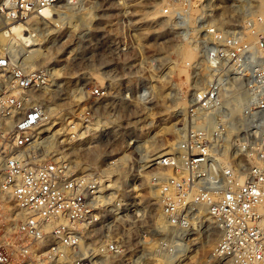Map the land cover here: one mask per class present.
Masks as SVG:
<instances>
[{
	"label": "built area",
	"instance_id": "1",
	"mask_svg": "<svg viewBox=\"0 0 264 264\" xmlns=\"http://www.w3.org/2000/svg\"><path fill=\"white\" fill-rule=\"evenodd\" d=\"M82 3L0 0V30L4 21L32 16L34 22L40 16L47 24L64 21L72 13L67 6L78 9ZM49 7L51 17H45ZM40 24L46 25L35 23L34 38L44 45ZM240 46L237 77L246 96L235 137L229 131L233 123L224 119L230 118L231 106L200 96L203 104L194 109L195 139L187 135L179 141L187 151L184 161L170 153L155 164L175 169L160 183L163 208L174 225L187 222L204 204L220 232L217 257L225 264H264V36ZM21 61L12 60L0 42V191L13 198L17 214L0 236V264H118L126 253L118 231L136 204L107 178L112 174L107 167L118 156L110 152L96 166L77 162L71 150L79 143L111 141L112 128L99 127L102 90H83L81 103L61 115L47 113L35 94L51 82V74L47 69L27 71ZM52 139L57 146L47 149ZM226 154L231 161L222 165ZM238 174L243 175L240 183Z\"/></svg>",
	"mask_w": 264,
	"mask_h": 264
},
{
	"label": "rangeland",
	"instance_id": "2",
	"mask_svg": "<svg viewBox=\"0 0 264 264\" xmlns=\"http://www.w3.org/2000/svg\"><path fill=\"white\" fill-rule=\"evenodd\" d=\"M82 2L78 9L67 6L72 10L70 20L66 17L64 21H53L44 25L47 28L40 24L38 35L44 45H39L36 52L27 51L32 47L22 50L19 47L21 43L27 44L31 32L34 36V17L27 21H4L0 35L9 30L3 40L16 41V59L24 60L22 64L27 71L50 72L51 88L60 90L58 97L61 93L78 94L71 106L56 105L51 113L61 115L81 103L83 90L88 93L95 88L102 90L97 102L99 127L117 130L109 134L111 141L104 144L100 161L91 162L96 166L103 164L104 155L110 152L118 156L108 167V174L112 173L110 180L115 186L119 182V192L126 191L125 197H134L137 203L118 231L126 251L118 258V264H184L196 251H200L198 264H225L215 253L220 232L213 219L208 218V212L198 204L194 213L186 217L187 222L174 225L163 208L160 183L175 174V169L155 164L157 159L146 160L171 149L175 142L178 146L174 145L171 151L177 149L174 154L180 162L184 161L187 151L183 149V154L179 141L187 135L195 139L198 127L194 125V109L203 104L200 96L209 98L213 104L235 106L237 110L232 113L236 115L224 119L234 125L230 137L240 130L238 117L242 112H238L237 106L244 99L237 95L242 90L237 77L240 45L244 40L254 43L258 36H264V29L258 31L254 42L246 35L261 17L259 0ZM157 5L162 7L161 11L148 13L155 12ZM48 10L44 11L45 17L51 15ZM146 26L150 29L148 33L144 32ZM182 44H190L197 50L192 61L180 59L178 46ZM44 52H49V57H43ZM32 60L33 63H28ZM179 60L185 62L189 75L180 70ZM59 84L69 88L61 90ZM212 127H208L210 132L214 130ZM55 145L53 141L48 148ZM229 161L223 159L220 163L225 165ZM250 162L246 159V163ZM120 171L133 177L129 186L122 184ZM5 202L0 199V236L5 233V225L7 229L13 226L12 220L8 224L3 218ZM160 213L164 221L158 220Z\"/></svg>",
	"mask_w": 264,
	"mask_h": 264
},
{
	"label": "bare ground",
	"instance_id": "3",
	"mask_svg": "<svg viewBox=\"0 0 264 264\" xmlns=\"http://www.w3.org/2000/svg\"><path fill=\"white\" fill-rule=\"evenodd\" d=\"M259 2H260V7H261V10H260V13H261V17L255 22V24H254V22H253V24H254V29H251V31H247V33H246V35L248 36V40H253V38L256 36V34H258V31L259 30H262V29H264V0H259ZM73 7V6H72ZM47 9V8H46ZM45 9V10H46ZM51 7H49V10L51 11ZM44 10V11H45ZM48 10V11H49ZM162 10V7L160 6V5H157L156 6V8H155V12H148V13H157V12H159V11H161ZM78 11V10H77ZM51 13V12H50ZM147 13V12H146ZM145 13V14H146ZM148 16H150V14H148ZM32 17H34V16H32ZM47 17H51V15L49 14V15H47ZM52 19L54 20L55 19V17L53 16L52 17ZM257 19V18H256ZM67 20H70V19H68V17H67ZM55 21V20H54ZM166 21V20H165ZM165 21H163L164 23H165ZM31 22H33V21H31ZM40 22H42V23H46L47 24V21H46V19L45 18H43V16L41 17H38L36 20H35V22H34V25H35V23H36V25L37 24H39ZM60 22V21H59ZM68 22V21H67ZM72 22V21H71ZM167 22V21H166ZM69 23V22H68ZM30 24V23H29ZM165 25V24H164ZM163 25V26H164ZM74 26V25H73ZM31 27V26H30ZM29 27V28H30ZM9 31V30H8ZM8 31H6V32H4V33H2L1 35H0V42H1V44H3V46H5L4 48L5 49H7V50H9V52H10V56H11V59L12 60H15L18 56H17V51H16V41H8V39L7 40H3L4 39V37L5 38H7L6 36H5V34L8 32ZM19 32H17V36H19L20 35V33H21V30H18ZM150 31V29H149V27H147L146 26V29H145V31L144 32H146V33H148ZM162 32H163V30H162ZM263 33V32H262ZM261 34V33H260ZM31 36H28V38L26 39V41H25V43H27V44H24V45H22V43L19 45V47H20V49L22 50V47H26V46H28V47H32V49H29V50H27L28 52L30 51V52H32L33 50H34V52H36V50H38V47H39V45H42L40 42H38V38H34V36H33V33L31 32V34H30ZM16 40V39H15ZM255 41V39L252 41V42H254ZM17 45V46H18ZM19 47H17V48H19ZM179 47V50H178V54H180V59H182V60H185V61H190L192 58L194 59V57L197 55V50L195 49V48H193L190 44H182V45H180V46H178ZM18 51L20 52V50L18 49ZM49 55V52H44L43 53V57L45 56V58L46 57H49L48 56ZM192 59V60H193ZM22 60V59H21ZM37 60V59H36ZM182 60H179V61H182ZM191 60V61H192ZM24 61V60H23ZM23 61H21V64H22V62ZM34 62V60H32V61H30V62H28V63H33ZM183 62L184 61H182L180 64H179V68H180V70L181 71H183V72H185L187 75H189V73L187 72V67H185V66H187V65H185V62H184V64H183ZM26 63V62H25ZM189 63V62H188ZM191 63V62H190ZM23 65V64H22ZM189 65V64H188ZM191 66V65H190ZM189 66V67H190ZM23 67L24 68H26L24 65H23ZM97 76V78L98 79H102V76L101 75H96ZM213 79V78H212ZM212 82H213V80H212ZM68 84V83H67ZM51 82H49V84L47 85V86H45L42 90H40L39 92H37L36 94H35V98L36 99H38L44 106H45V108H46V112L48 113H51V112H53L54 110H56L55 108H54V106H56V105H59V106H65L66 104H67V106H68V103H69V105L70 104H72V102L73 101H75L76 99H78V94H74V93H71V94H67V95H64L63 93H61V94H59V97H58V92L57 91H60V90H56V89H52L51 88ZM59 85H61V84H59ZM58 85V86H59ZM57 87V86H56ZM58 88V87H57ZM69 88V85H67L66 87H63L62 85H61V90H63V89H68ZM162 88H161V90H160V93L162 92ZM68 92V91H67ZM69 93V92H68ZM63 94V95H62ZM234 95H236V94H234ZM237 95H238V97L239 98H245V92H243V91H240V93H237ZM236 95V96H237ZM241 96V97H240ZM233 97V95L231 94V97L230 98H232ZM31 100H34V92L32 93V95H31ZM244 99H242V101H243ZM236 102H238V99L236 100ZM221 103V102H220ZM234 104H236V103H233L232 105H234ZM238 104V103H237ZM239 104H241V103H239ZM71 106V105H70ZM231 106V105H230ZM239 106H241V105H239ZM231 108H232V110L230 111L231 113H229L230 115H232V116H235L236 114H234V113H232V111H234V110H237L236 109V107L235 106H231ZM237 108H238V112H239V107L237 106ZM58 113V112H57ZM186 126V125H185ZM172 128H174V127H172ZM175 129V128H174ZM230 129H231V127H230ZM230 129H229V131H230ZM115 130H117V127H115V128H112L111 129V131L112 132H115ZM175 131V130H174ZM54 141V139H52L51 141H49L48 143H46V147H47V149H49L48 147V145H50V143H52ZM106 143V140L105 141H101V142H97L96 144H93V145H91V144H87V143H79V144H76L77 146H73L72 147V151L73 152H75V154H76V156H77V158H76V161L77 162H83V160L84 161H100V156L102 155V148H103V146H104V144ZM178 143H173L172 144V146H171V149L172 148H175V146H178L177 145ZM175 145V146H174ZM171 149H167V150H163V152L161 151V152H157L156 154L157 155H155V157H153V158H151V159H147L146 161L148 162L149 160H155V159H157V162H158V160L160 159V158H162V157H164L165 155H168V154H170V153H174V151H176V150H173V151H171ZM224 157V159H228L227 157H228V154H226V155H224L223 156ZM78 158H80V160L78 159ZM253 158L254 157H249V159H251V160H253ZM254 160H255V158H254ZM145 161V162H146ZM115 163V162H114ZM120 165H121V163H119ZM108 168V167H107ZM119 174V173H118ZM120 174H121V177H122V184H124V185H127V186H129L130 185V183H131V181L133 180V177H126L125 175H124V172H122V171H120ZM135 175V173H133V176ZM108 179H110V176L109 177H107ZM242 179H243V175H241V174H238V176H237V178H236V181L237 182H241L242 181ZM133 183V182H132ZM114 184H115V182H114ZM116 187L117 188H120V185H119V182L118 183H116ZM152 191H154V190H152L151 189V192ZM150 192V191H149ZM158 194H159V189H158ZM0 199H2V201H6L5 203H2V207H3V209H4V212H5V216L3 217V218H5L6 220H7V223L9 224L10 222H11V220H12V223H13V225H14V221H13V219H15V216H17V214L15 213L16 212V206H15V203H14V200H13V198H11V196H10V194L9 193H7V192H5V191H0ZM127 199V198H126ZM129 199V198H128ZM159 202H160V200H159ZM136 203V202H135ZM137 204V203H136ZM156 205L158 206V203H156ZM160 205H161V202H160ZM201 206H203V208L207 211V207H206V205H204V204H202ZM199 207H200V205H199ZM163 210V209H162ZM208 212V211H207ZM162 213V212H161ZM160 213V215H159V217H158V220L160 221V220H163V218H164V216H163V214H161ZM200 213V212H199ZM21 214V213H20ZM208 214V218L210 219V220H212L213 218L209 215V213H207ZM199 215V214H198ZM164 221V220H163ZM214 221V220H213ZM215 223V222H214ZM11 225V224H10ZM5 227H6V225H5ZM7 228V227H6ZM152 245V244H151ZM155 245V244H154ZM205 252V251H204ZM200 253V251H196V253L195 254H193L192 256H190L188 259H187V261L184 263V264H198V258L200 257L199 254Z\"/></svg>",
	"mask_w": 264,
	"mask_h": 264
}]
</instances>
